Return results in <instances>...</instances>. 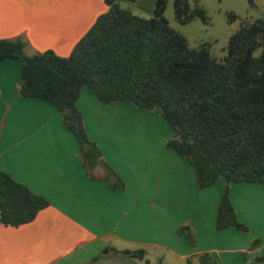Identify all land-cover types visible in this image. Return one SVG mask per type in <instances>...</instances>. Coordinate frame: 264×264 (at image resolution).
Listing matches in <instances>:
<instances>
[{
  "label": "crops",
  "instance_id": "0c3cea01",
  "mask_svg": "<svg viewBox=\"0 0 264 264\" xmlns=\"http://www.w3.org/2000/svg\"><path fill=\"white\" fill-rule=\"evenodd\" d=\"M118 2L149 18L157 0ZM254 2L264 13V0ZM109 10L104 0H0V40L23 41L27 56L66 58ZM22 70L19 60L0 63V171L50 205L29 224H0V264H200L206 254L217 264H264L257 260L264 257V185L230 186L250 232L217 230L226 183L199 187L192 164L168 147L175 134L162 116L129 102L103 104L84 88L77 107L106 162L88 173L56 107L19 95ZM107 165L124 181L123 192L104 180Z\"/></svg>",
  "mask_w": 264,
  "mask_h": 264
},
{
  "label": "trees",
  "instance_id": "16d2710c",
  "mask_svg": "<svg viewBox=\"0 0 264 264\" xmlns=\"http://www.w3.org/2000/svg\"><path fill=\"white\" fill-rule=\"evenodd\" d=\"M104 2L110 10L97 19L69 57L53 51L27 56L23 41L0 40V63L15 59L23 64L19 95L56 107L80 142L88 173L100 166L103 154L89 138L77 107L84 88L103 104L129 102L161 115L175 134L168 147L192 164L199 187L226 183L217 230L250 232L236 214L230 186L264 185V16L244 23L230 38L225 59L218 61L209 43L191 48L186 37L170 26L165 16L169 0H157L149 19L122 8L118 0ZM174 12L181 25L210 21L199 0H175ZM229 19L234 22L238 16L230 13ZM104 168V180L123 192L124 181L108 165ZM49 205L0 171V224L14 228L29 224ZM180 233H189L195 243L190 229L181 228ZM258 244L254 242L253 248ZM112 254L138 260L146 255L142 250H112ZM257 260L263 262L264 257ZM199 262L217 264L207 254Z\"/></svg>",
  "mask_w": 264,
  "mask_h": 264
},
{
  "label": "rangeland",
  "instance_id": "374dc122",
  "mask_svg": "<svg viewBox=\"0 0 264 264\" xmlns=\"http://www.w3.org/2000/svg\"><path fill=\"white\" fill-rule=\"evenodd\" d=\"M252 1L253 4L250 0H199V4L206 9L210 17L208 24H204L201 20H195L187 25L178 23L174 12L175 0H169L165 16L170 26L186 37L191 48L195 49L202 43H209L213 57L223 61L227 55L230 38L244 23H254L264 16L256 6L255 0ZM230 13L236 14L238 19L234 22L230 21Z\"/></svg>",
  "mask_w": 264,
  "mask_h": 264
},
{
  "label": "water",
  "instance_id": "95a60500",
  "mask_svg": "<svg viewBox=\"0 0 264 264\" xmlns=\"http://www.w3.org/2000/svg\"><path fill=\"white\" fill-rule=\"evenodd\" d=\"M250 2H251V4H253V1H252V0H250ZM73 122H74V123L78 122V119H77V118L74 119ZM183 139H184V140H187V136H183ZM100 164H102V165H106V162L102 159V160L100 161Z\"/></svg>",
  "mask_w": 264,
  "mask_h": 264
}]
</instances>
